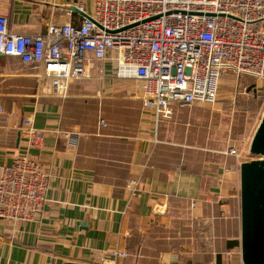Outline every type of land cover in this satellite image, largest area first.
<instances>
[{
	"label": "crops",
	"instance_id": "obj_1",
	"mask_svg": "<svg viewBox=\"0 0 264 264\" xmlns=\"http://www.w3.org/2000/svg\"><path fill=\"white\" fill-rule=\"evenodd\" d=\"M85 5L92 13L93 0ZM0 15L11 33L33 36L84 17L72 0H0ZM128 82L95 72L91 80L69 82L66 96L58 97L42 65L0 55V176L27 153L50 174L34 221L0 219V264H84L101 257L116 264L242 262V152L264 108L239 138L231 136L233 108L175 106L171 118L155 125L139 88L132 95ZM221 85L226 93L231 84L224 77ZM90 110L95 132L85 131ZM246 110L238 108L251 121ZM28 119L44 134L38 147L27 143Z\"/></svg>",
	"mask_w": 264,
	"mask_h": 264
},
{
	"label": "built area",
	"instance_id": "obj_2",
	"mask_svg": "<svg viewBox=\"0 0 264 264\" xmlns=\"http://www.w3.org/2000/svg\"><path fill=\"white\" fill-rule=\"evenodd\" d=\"M72 1L88 17L51 24L45 36L13 34L0 15V55L42 65L55 96L65 97L69 82L91 80L95 72L135 81L143 110L158 125L175 106L215 105L226 76L264 82V0H93L92 13L86 0ZM24 126L29 147L40 146L43 132L30 119ZM49 185L50 174L29 153L18 157L0 176V219L34 221ZM84 264L116 263L101 257Z\"/></svg>",
	"mask_w": 264,
	"mask_h": 264
},
{
	"label": "water",
	"instance_id": "obj_3",
	"mask_svg": "<svg viewBox=\"0 0 264 264\" xmlns=\"http://www.w3.org/2000/svg\"><path fill=\"white\" fill-rule=\"evenodd\" d=\"M253 89L254 84L247 92ZM249 154L252 161L241 166V256L243 264H264V115Z\"/></svg>",
	"mask_w": 264,
	"mask_h": 264
},
{
	"label": "rangeland",
	"instance_id": "obj_4",
	"mask_svg": "<svg viewBox=\"0 0 264 264\" xmlns=\"http://www.w3.org/2000/svg\"><path fill=\"white\" fill-rule=\"evenodd\" d=\"M225 80H227L231 84L228 88V92L222 93V85H221L218 102L215 105H208V108H233L235 110L234 111L235 113L233 115L235 122L232 125V121H231L232 114H230L228 120L226 121V124L230 127L232 125L233 131L231 136L239 138V133L242 127L246 126L248 122L253 123L255 116L256 119L259 117V108H264V82L261 81L257 82L256 80L245 76L240 78L238 81L233 76H226ZM253 84L262 85L263 87L261 89L263 90V92L255 93L252 90L251 92L247 93V89ZM128 85H129L128 88L130 89L132 95H136L138 92L137 82L129 81ZM231 86H233V88H230ZM116 106L118 105L109 108H117ZM85 108H95V107L85 106ZM238 108L247 109L246 111L249 112L248 114L249 116H251L249 120L251 121H247L246 120L247 118L246 119L244 118V116H247V113L245 112L244 114L240 113L241 110L238 112ZM94 115L95 114L91 110L90 112L85 114V125H88V127L90 126L89 128H85V131L95 132L91 127V125L95 123L93 122L92 119ZM133 131L134 130L131 129V132ZM107 132H109L108 129H106L104 132L102 131V133H107ZM242 159L245 160V162L252 161L253 157L249 154L248 147L242 152ZM235 262L236 261H234L233 263Z\"/></svg>",
	"mask_w": 264,
	"mask_h": 264
}]
</instances>
